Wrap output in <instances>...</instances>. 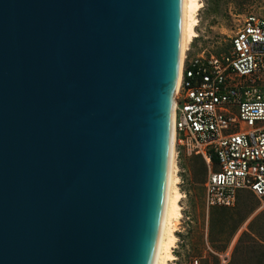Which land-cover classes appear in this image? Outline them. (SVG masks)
Instances as JSON below:
<instances>
[{
  "label": "water",
  "instance_id": "1",
  "mask_svg": "<svg viewBox=\"0 0 264 264\" xmlns=\"http://www.w3.org/2000/svg\"><path fill=\"white\" fill-rule=\"evenodd\" d=\"M181 0H0V264H138Z\"/></svg>",
  "mask_w": 264,
  "mask_h": 264
},
{
  "label": "built area",
  "instance_id": "2",
  "mask_svg": "<svg viewBox=\"0 0 264 264\" xmlns=\"http://www.w3.org/2000/svg\"><path fill=\"white\" fill-rule=\"evenodd\" d=\"M175 101L177 159L203 160L206 209L264 199V16L246 15L220 57H186Z\"/></svg>",
  "mask_w": 264,
  "mask_h": 264
},
{
  "label": "rangeland",
  "instance_id": "3",
  "mask_svg": "<svg viewBox=\"0 0 264 264\" xmlns=\"http://www.w3.org/2000/svg\"><path fill=\"white\" fill-rule=\"evenodd\" d=\"M201 9L198 13L197 37L187 52V59L203 54L205 57H220L229 48L230 38L240 21L249 14L264 16V0H200ZM180 153L178 160V177L183 199L180 203L182 219L177 225L175 236L177 242L172 249L173 261L168 264H217L208 257L214 255L218 264L221 256L226 264L233 255L238 239L243 235H251L264 243V199H257L249 193H240L236 204L230 211L234 217H244V221L231 238L223 252L215 253L208 240L209 211L204 203V184L208 176V169L201 164L192 167L190 159ZM199 161V160H198ZM197 180V182H196Z\"/></svg>",
  "mask_w": 264,
  "mask_h": 264
},
{
  "label": "bare ground",
  "instance_id": "4",
  "mask_svg": "<svg viewBox=\"0 0 264 264\" xmlns=\"http://www.w3.org/2000/svg\"><path fill=\"white\" fill-rule=\"evenodd\" d=\"M200 0H181L178 54L175 88L172 99L161 98L155 182L142 253L138 264H168L173 261L175 232L182 219L180 203L183 199L179 185L178 160L175 149V95L177 94L183 63L190 46L197 37Z\"/></svg>",
  "mask_w": 264,
  "mask_h": 264
},
{
  "label": "trees",
  "instance_id": "5",
  "mask_svg": "<svg viewBox=\"0 0 264 264\" xmlns=\"http://www.w3.org/2000/svg\"><path fill=\"white\" fill-rule=\"evenodd\" d=\"M190 162H192L191 165L193 168H195L199 162L201 166L206 169L203 160L200 158L192 157ZM213 166L215 169V160L213 161ZM209 210L207 242L213 252H223L244 221V217H238L236 219L233 211H230L231 208H210ZM235 254H238V259L236 260L232 256L228 264H264V243L251 235L243 234L234 247L233 255ZM208 257L218 264V260L214 255L209 254Z\"/></svg>",
  "mask_w": 264,
  "mask_h": 264
}]
</instances>
